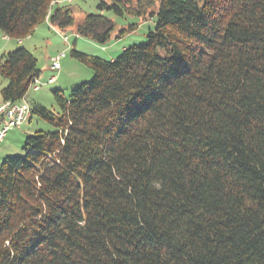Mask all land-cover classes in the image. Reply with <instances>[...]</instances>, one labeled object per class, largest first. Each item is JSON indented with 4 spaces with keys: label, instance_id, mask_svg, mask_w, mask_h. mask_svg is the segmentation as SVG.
Masks as SVG:
<instances>
[{
    "label": "trees",
    "instance_id": "trees-1",
    "mask_svg": "<svg viewBox=\"0 0 264 264\" xmlns=\"http://www.w3.org/2000/svg\"><path fill=\"white\" fill-rule=\"evenodd\" d=\"M54 1L0 0L2 35L47 21L110 40L112 19ZM96 9L155 30L110 60L70 51L91 79L52 91L53 110L32 105L52 129L0 164V264H264V0ZM36 66L25 47L3 54L2 101L27 94Z\"/></svg>",
    "mask_w": 264,
    "mask_h": 264
},
{
    "label": "rangeland",
    "instance_id": "rangeland-1",
    "mask_svg": "<svg viewBox=\"0 0 264 264\" xmlns=\"http://www.w3.org/2000/svg\"><path fill=\"white\" fill-rule=\"evenodd\" d=\"M58 6L70 5L72 13L76 21H80L85 18L89 13H100L105 17H108L114 21L115 31L113 32L110 40L105 44H99L91 39L80 37L73 29L68 28L65 30H59L56 27L51 26L49 22L44 24L50 28L51 32L46 27L42 26L46 30V36L51 41V45H46L45 42H41V38H37L38 44H35V48H30L32 50L31 54L37 59V66L40 70V77H45L43 80L40 78L41 82L47 81L49 76L55 74V72L50 71V65L53 58L60 52H65V57L61 60V70L59 71L56 81L51 84L43 83V86L38 91L30 89L27 93L26 100L31 106L36 104L42 106L47 110L55 109V101L53 98V92L55 90H60L65 97L70 95V90L81 85L82 82L89 81L92 77V71L82 62H79L78 59L72 56V50L75 52H80L90 56L100 57L105 60H110L116 58L125 48L132 47L133 45H138L146 40V34L150 31L155 30L156 18H147L139 19L134 16H126L125 18H119L112 11H96L97 0H55L54 1ZM157 8V5L154 9ZM130 24H137L136 29L125 35H120V38H116V34L121 28L126 27ZM35 31V30H34ZM34 33V32H33ZM57 35H56V34ZM57 36L61 37L65 47L59 48L53 47L55 43L59 41L56 39ZM31 36L27 38L15 41L13 39H4L2 38V32L0 31V60L4 53H7L8 47H11L14 42L17 43V47H29L27 39H30ZM66 38L65 41L63 38ZM54 40V41H53ZM77 42V43H76ZM10 45V46H9ZM7 85L6 79L0 76V91L3 87ZM1 97V94H0ZM3 101L1 100L0 104ZM52 127L43 119H40L35 114H31L27 122H25L21 127L15 128L7 132L6 137L0 143V164L5 159L6 156L11 155H22V148L25 142L26 137L34 134L35 131L42 130L47 131L51 130Z\"/></svg>",
    "mask_w": 264,
    "mask_h": 264
},
{
    "label": "built area",
    "instance_id": "built-area-1",
    "mask_svg": "<svg viewBox=\"0 0 264 264\" xmlns=\"http://www.w3.org/2000/svg\"><path fill=\"white\" fill-rule=\"evenodd\" d=\"M4 39L9 38L4 37ZM63 39L67 41L65 37ZM64 57L65 52H60V54L56 55L55 58L52 59L50 65V70L55 72V74L49 76L46 82H41L39 77L33 78L29 84L28 91L30 89H33L34 91L40 90V88L43 86V83H54L57 80L56 77L58 76L61 69V60ZM26 97L27 94L16 103L11 101H3L0 104V143L6 137L7 132L21 127L30 118L31 106L28 103V100H26Z\"/></svg>",
    "mask_w": 264,
    "mask_h": 264
},
{
    "label": "crops",
    "instance_id": "crops-1",
    "mask_svg": "<svg viewBox=\"0 0 264 264\" xmlns=\"http://www.w3.org/2000/svg\"><path fill=\"white\" fill-rule=\"evenodd\" d=\"M57 6V5H56ZM55 7V6H54ZM42 26L46 27L47 29H49L51 32L54 33V31H52L50 28H48L45 24H42V25H39V27L37 26V28L35 29L34 33L31 35L30 39H27L28 41V45L29 47L26 48V50H29L30 53L32 52V50L30 48H35V44H38V40L37 38H40L42 37L40 40L41 42H45V44L48 46V45H51V41L49 40L48 37H45L43 38V36H46V30L44 28H42ZM56 34V33H55ZM57 35V34H56ZM58 38H56L59 42L58 43H55V45L53 47H56V50L57 48H59L60 50L62 49V47H65L62 39H60L61 37L57 36ZM2 38H4V36L2 35ZM54 41V40H53ZM77 43V42H76ZM15 45L11 46V47H8V51H11L13 49H15L17 47V43L14 42ZM10 46V45H9ZM7 51V52H8ZM34 55V54H33ZM61 70V69H60ZM51 71V70H50ZM39 78H41L42 80L45 78V77H40L39 75ZM46 82V81H44ZM2 98L0 97V102H1Z\"/></svg>",
    "mask_w": 264,
    "mask_h": 264
}]
</instances>
